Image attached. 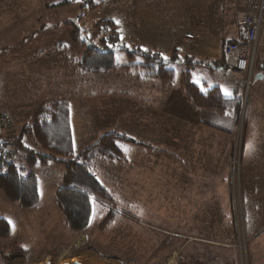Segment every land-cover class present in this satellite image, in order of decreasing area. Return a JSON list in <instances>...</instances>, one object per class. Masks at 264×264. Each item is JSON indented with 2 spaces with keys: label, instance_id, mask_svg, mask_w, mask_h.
<instances>
[{
  "label": "rangeland",
  "instance_id": "obj_1",
  "mask_svg": "<svg viewBox=\"0 0 264 264\" xmlns=\"http://www.w3.org/2000/svg\"><path fill=\"white\" fill-rule=\"evenodd\" d=\"M214 2V0H95L92 7L88 0H0V114L6 113L12 117L8 112L14 109L26 111L29 107H26L25 110L22 106L26 105L18 104L20 98L25 100L31 96L38 97L36 84L39 81L32 77L29 71L34 67L38 68L37 65L32 64L31 58L34 50L40 48L44 52L41 59L42 69L48 65L47 72L50 73V76L55 73L58 75L60 72L63 76L70 75V79H67L65 84H63L64 79H57L55 84L49 87L47 98L64 97L70 93L74 95L77 89L71 87L75 82L76 84L80 83L78 87L81 93L86 90L93 96V99L96 98L97 92L101 94L109 88H116L117 91L110 90L113 93L119 92L118 95H120L118 110L111 109L104 112L100 109L101 105H98L100 103L103 106L106 103L103 101L92 102V106L88 108L90 113H87V116H83V114L86 115V112L83 111V105L87 106L88 104L86 101L71 103L70 122L74 154L96 141L102 134L112 131L122 133V130H125L128 133L122 134L133 139L131 143L120 145L125 161L100 160L93 163L94 175L108 193L116 199V207L107 204L103 206L104 204L94 198L89 224L82 232H75L69 228L53 201L55 189L60 185L64 174V165L60 162L50 161L45 165L35 162L32 167H28L21 158L17 159L20 169L33 172L38 178L39 198L33 207L23 208L15 201L7 200L0 191V217L8 222L10 228L7 237L0 238V264H41L45 261H49L50 264H60L62 262L71 263L73 260L79 261L81 264H161L159 257L162 255V251L158 256L155 255L154 244L161 238L158 231L163 232L162 229L178 232L183 235L184 240H187L186 237L189 236L209 237L222 241L231 240L240 264L241 261L242 264H254L260 250H263L264 253V233L250 242L248 240L256 232L254 229L250 232L241 225L227 227V218L221 215L226 220L224 225L221 222V216L215 213L208 215L202 213L198 215L197 219V216L184 212L185 199H183L184 208H181L184 213H181L176 206L179 198L175 197V181H178L176 175H179L176 174V170L180 167L177 165L176 157L174 158L177 151L176 144L173 143V140H166L164 145H160V147L159 144L157 145V138L154 135H157L156 128L163 125L161 121L164 120L157 116L156 112L153 113L154 108H157L154 105L155 102L146 104V107L149 106L150 109L146 110V114L144 113V121H147L146 129L149 133L140 132L138 129L145 122L141 121L140 125L139 122L134 124L131 121L130 123L129 115L123 111L122 93L132 88L131 81H129L131 75H127L122 69L83 73L77 64L75 65V62L82 58L88 46L98 45L101 37H108L113 34V31L118 33L119 38L121 35L124 37L123 42L119 39V46L112 47L117 64H126L129 61L137 62L140 56L135 54L129 57L127 50L133 51V44L139 45L141 49L151 50L147 45V40L143 37L142 39L138 38L137 31L143 29V35H149L150 32L145 31L149 25L143 23V17L145 18V14L153 13L157 15L155 25L164 28L158 34H161L162 37L173 36L172 43L175 48H178L175 53L178 51L179 56L183 52H188L193 46L194 50L199 51V55L203 51L209 53L213 50L217 51L223 43L212 36L217 31L219 32L215 21V19L218 20L216 13L217 11H226L229 7L228 0L225 2L226 6H221L219 2L216 7ZM243 11L236 12V22ZM211 14L213 16L209 17ZM210 18L214 19L210 21ZM115 20L120 21L119 26L114 22ZM128 20H131V25H128ZM106 21H111L112 24L109 25ZM133 26L141 28L135 31ZM76 30L80 32L79 39L81 40L77 43L71 41V36ZM185 30L191 31L194 37L197 36L190 45L187 42L183 43L182 34ZM261 42L263 43L264 40L261 39ZM170 44L165 42L160 47L165 56H167L165 50H168ZM122 46L127 49H123ZM262 47H259V50ZM169 56H173V54ZM30 61L31 69H29ZM166 61L168 62L167 66L177 72L186 68L183 60L174 62L169 58ZM78 71L81 75H78V79H76L75 75L78 74ZM197 74H201L204 80H208L210 76L202 68L195 69L190 75V79L195 82L198 80L200 86L202 85ZM140 80H148L145 82L147 84L136 81V86L142 84L146 87L147 99L150 98L153 89L169 85L159 79L143 77ZM33 81L35 85L32 87ZM251 89L252 87L246 91L243 88V108L246 105L244 101L247 92L251 99L250 91L253 92ZM34 106L25 113L22 121L20 120L19 123L14 121L11 124V132H7V134L13 136L20 134L22 126L31 122V112L37 107ZM108 106L110 104L104 105V107ZM250 106L251 104L248 107ZM243 111L238 121L234 122L231 157L228 161L234 196L240 194L241 167L244 163L242 140L243 129L246 125L244 116L246 110ZM156 122L160 124L156 125ZM1 134L4 135L3 138L7 135L6 131ZM185 139L184 143L189 142L187 137ZM23 140L28 147L39 148L29 136L25 135ZM222 140L219 139L220 142H223ZM184 143L178 140V147L181 148L178 152L187 151L188 143ZM150 146L152 149H155L156 146L157 149L145 150L148 153L152 152V158L146 162L145 168L141 167L143 150ZM8 147L15 151L12 146ZM128 147H131L133 151L129 152ZM234 148L239 153L233 157ZM188 153L186 152L184 158H189ZM16 154L18 157L19 153ZM128 159L137 160L130 164ZM185 167L183 165L184 170H186ZM161 171L168 174L162 177ZM215 183L216 187L221 186L219 182L215 181ZM248 184L253 185L245 179L244 186L247 187ZM251 194L253 192L250 191L245 195ZM235 199H239L238 203H240V198ZM251 201H253L252 207H256L261 202L264 204V199L262 201L261 199H252ZM255 201L257 202L255 203ZM119 209H127L137 219H132ZM109 211L112 214H109ZM237 216L238 222L244 221L246 228L253 222L264 223V214H242L239 210ZM261 232H264V229L262 231L259 229L257 234ZM250 234L252 235L250 236ZM196 244V242H192L183 251L181 255L183 259L179 264H199L200 261L203 264H215L213 259L217 255V250L214 247ZM190 250L195 251V256L198 255V259L197 257L191 258V255L188 254ZM174 257L167 258L164 264H174Z\"/></svg>",
  "mask_w": 264,
  "mask_h": 264
},
{
  "label": "crops",
  "instance_id": "obj_2",
  "mask_svg": "<svg viewBox=\"0 0 264 264\" xmlns=\"http://www.w3.org/2000/svg\"><path fill=\"white\" fill-rule=\"evenodd\" d=\"M214 1V5L216 7H218L219 2L221 6L227 5L225 3L226 0ZM258 5L259 0H228L229 9L226 11H217L216 13L218 20L215 19V21L217 23V28L219 27V32L217 31L215 34H212V36L217 38V40L219 39V41H222L223 45H221V48H219V50L217 51L213 50L211 51V53H209L208 51H203L201 52V55H199L198 50H194V46L188 52L181 53L180 56L178 54V51L177 53H175L178 48H175V46H173V36L170 35V37H162L161 34H158L162 32L161 29L164 28L160 27L159 25H155V19L157 18V15H154V13L151 15L145 14V18L143 17V23L149 25L148 29H145L146 32H150L148 36L143 35V29L137 31V29H140L141 27L133 26V29L137 31V36L139 39H142L143 37L148 41L147 45L151 48V50L148 51L154 50L152 52H156L159 55L163 54V56H165L163 50L160 49V47L165 42L167 44L171 43L168 50H165L167 55L165 57H167L168 59H172V61L174 62L176 60H183L184 65H186V68L184 70H189L190 75L197 68L206 70L210 74L208 80H204L201 74H197V77L198 79H200L202 86L193 81L200 88V90H206L208 88L217 86L220 88V90L224 88L231 93L230 95L225 96L221 91L225 97L239 95L242 98L243 84L241 75L236 72L230 71V69H228L226 65L224 67L223 64L219 63V61L224 59V46L226 42L238 41L244 38V27L238 25L235 21L236 12L239 10L254 11L255 9H257ZM212 16L213 14H211L209 17ZM128 18L131 19V17ZM212 19L214 18H210L209 20L212 21ZM127 23L128 25H131V20H128ZM215 27L216 24L214 25V29ZM186 33L192 32L189 30H185L182 34L183 43L187 42V44L190 45L194 40H196L197 36L194 37L193 35V38L191 40H188L187 38H185ZM260 37L261 38L255 61L256 65L254 77L257 74L260 76L256 79H253V82L249 87H252L251 90H253V92L250 91L251 99L248 97L247 92L246 105L244 106V108L241 107L240 113L241 115L244 112L243 110H246L244 115L246 125L243 129L242 140V160H244V163L241 167V190L239 189L240 194H238V196H234V193H232V179L228 162L231 157V145L234 129L233 126H235V120L229 114H218L212 111L193 107L177 84H169L168 86H163L161 88L157 87L156 89H153V91L150 93V98L147 99L146 87H144L142 84L136 86V84L138 81L145 83L148 82V80H140V78H138L137 76L134 77L133 75L129 79V81H131L130 85H132V88L122 93L123 96L121 100V103L124 104L123 111H125L130 117V123L131 121H133L134 124L139 122L140 125L141 121H143V123L145 122L142 127L138 128L139 131L143 133H149L146 129V127H148L146 125L147 121H144V113L146 114V110L150 109L149 106L146 107V104L149 105L151 102H155L154 105L157 108H154L153 113L156 112L157 116H160V118L164 120H160L163 125H159V120L155 123L156 125H159L156 128L157 132L154 131L157 133V135H154L155 138H157V145L159 144V147L160 145H164V142L166 140H173V143L176 144L175 148L177 151L175 152L176 154L174 158L176 157L175 160L178 163L177 165H179L180 167L176 170V174L179 175H176L178 177V181H175V197L179 198V202L178 204H176V206L180 209L181 213L186 212L187 214L195 215V217L197 216L198 219V215L202 213L206 215H208L209 213H215L221 216L228 213L230 214L231 211H233L235 213L236 220L235 226L241 225V227L243 226L245 229L250 230V232L253 231V229L256 231L254 232V236H251L252 234H250L251 240H248L250 242L257 236L264 233L261 232L257 234V232H259V229L261 231L264 229V223L261 221L253 222L248 228H246L244 221L238 222L237 213L239 210H241L242 214H264V204H262L263 202H261V204L257 205L256 207H252L251 204L253 203V201H251L252 199H261V201L264 199V42H261V39L264 40V28ZM133 46L139 47V45L137 44H133ZM259 47H262L261 50H259ZM171 54H173V56H169ZM43 56L44 52L40 50V48H36L34 50L31 61L32 64L37 65L38 68L34 67L33 69L35 70L32 72V64L31 61L29 62L31 64L29 67V69H31L29 71L30 75L38 79L39 81L36 84L38 97L31 96V98H25V100L20 98L18 104L21 103L22 105H26L22 106L25 110L26 107H29L26 111H18L14 109L8 112L13 116L17 123H19L20 120L22 121L25 113H27V111H29V109H31L32 107H35L34 105L37 106V104L55 99L67 100L69 106H71V103L73 101H86L88 103L87 106H82L84 113L86 112V115L83 114V116H87V113H90V110H88V108L92 106V102L97 103L103 101V103H106L104 105L110 104V106L104 107V105L102 106V104L99 103L98 106L101 105L100 109H102V111L104 112H108L111 109L114 111L118 110L120 96L118 95L119 92L113 93L112 90H110L113 88H109L105 90V92L107 91L106 93L104 92L99 94V92H97V95H95L96 98L93 99V96L87 93L86 90L85 92L81 93L78 87V84H80L79 82L77 84L75 82L74 86L71 87L77 89V92L76 90H74L76 92L74 95L70 93L69 95L64 97L59 96V98H47L49 96V87L53 86L55 84V81L59 78L64 79L63 84H65L68 81L67 79H70V75L63 76V74H61L60 72L58 75H56L57 73H55L50 76V73L47 72L48 65H45V69H42L41 59ZM186 58H191L189 64L186 63ZM76 64L77 61L75 62V65ZM83 73L82 76H84ZM39 75L41 77H38ZM78 75H81L79 71L78 74L75 75V77L77 76L76 79H78ZM34 85L35 82L33 81L32 87ZM113 90H116V88ZM249 104H251L250 107H248ZM122 133L128 132L122 130ZM186 137L189 140V142H185L188 143L186 149L187 151H185L184 153L178 152V150L181 149L180 147H178V140H181L182 143H184L183 141L186 140ZM220 138L221 140L223 139V142L219 141ZM128 148L129 152L133 151L131 147ZM156 149V146L155 149H152V146H150L148 147V149L146 148L143 150V159L140 161L142 165L141 167L145 168L147 165L146 162L150 161V158H152V152L150 151L148 153L145 152V150ZM186 152H189L188 159L186 157L184 158V156H186ZM136 160L137 159H128V162L132 164ZM183 165L186 166V170H184ZM161 172L163 173L162 177L168 174L167 172L165 173V171ZM245 179H247L248 183L251 182L253 185L250 186L248 184L247 187L246 185L244 186ZM215 181L219 182V184H221L223 188L221 186L216 187ZM250 191L253 192V194L248 196L245 195ZM256 191H258V193H256ZM233 197L237 199L240 198V203H238L239 199L236 200ZM183 199H185L186 207L184 209V212H182L181 209L184 208ZM230 199H232V207H230ZM256 202L257 201H255V203ZM224 221L226 220H224L223 216H221V222H223V224L225 225ZM226 226L229 227L231 225L228 222ZM179 235L183 236L182 234ZM186 239L187 240H184V242L182 243L180 250H183L186 245L188 246V244L190 245L192 242H196V245L204 244L206 246L214 247L217 250V255L213 259L215 264H240L238 255L234 252V247L231 240L222 241L220 239L202 236H189L186 237ZM218 251H220V253H218ZM190 255L192 259H194V257H197L198 259V255L195 256L194 250H190ZM172 256H175L174 264H179L183 259L177 252H175ZM185 259H187V256H185ZM199 264H203V262L200 261ZM254 264H264L263 250H260L259 255L254 261Z\"/></svg>",
  "mask_w": 264,
  "mask_h": 264
},
{
  "label": "trees",
  "instance_id": "obj_3",
  "mask_svg": "<svg viewBox=\"0 0 264 264\" xmlns=\"http://www.w3.org/2000/svg\"><path fill=\"white\" fill-rule=\"evenodd\" d=\"M88 1L93 7L95 0ZM106 22L109 25L112 24L111 21ZM79 35V30H76L71 36V41L80 42ZM118 42V33L115 31L108 37H101L98 45L86 48L82 58L77 61L78 68L81 72L87 73L122 69L127 75H133L134 77L159 79L169 84L175 83L179 85L193 107L218 114L227 113L236 122L238 121L242 107L241 96L225 97L217 86L200 90L191 81L189 70L177 72L168 67V62L164 61L158 53L143 51L139 47H133V51L127 50V53L129 57L135 54L140 56L141 60H138L140 62L129 61L126 64H117L114 59V48H109L108 45L119 46ZM123 49L127 48L123 47ZM185 60L189 64L191 58ZM219 63L225 67V57ZM31 114V122L22 126L19 135L7 134V132H11V127L5 130L7 134L5 138L2 137L4 135L0 137V151L3 146H6L10 151L12 150L8 146H12L15 150L12 151L14 164L4 162L0 165V191L7 200L15 201L23 208L33 207L39 198L38 178L33 172L20 169L17 159L20 160L21 158L28 167H32L35 162L43 165L48 164L50 161L60 162L64 165V174L60 185L55 189L53 201L69 228L75 232H82L89 224L94 198L104 204L103 206L107 204L116 207V199L108 193L107 189L101 185L94 175L92 171L93 163L100 160L125 161L120 145L131 143L133 139L131 140V138L119 132L105 133L77 154H74L70 106L67 100L55 99L40 103ZM25 135L29 136L39 148L34 149L25 145L23 140ZM16 153H19L18 157ZM230 205L232 207V199H230ZM119 210L132 219H137L127 209ZM109 214H112V212L109 211ZM224 216L231 227H235V213L231 211L230 214ZM162 230L163 232L158 231L161 238L155 241L154 254L156 253L155 255L158 256L162 251L159 259L160 263L164 264L165 260L175 252L182 255L189 244L183 250H180L184 242V238L179 235L180 233L167 229ZM9 233L8 222L0 217V238L7 237ZM188 254H190V251Z\"/></svg>",
  "mask_w": 264,
  "mask_h": 264
},
{
  "label": "built area",
  "instance_id": "obj_4",
  "mask_svg": "<svg viewBox=\"0 0 264 264\" xmlns=\"http://www.w3.org/2000/svg\"><path fill=\"white\" fill-rule=\"evenodd\" d=\"M237 24L244 27V38L238 41L226 42L224 57L228 69L241 75L243 88L248 91L254 79L257 47L264 28V0H259V5L254 11L244 10L239 15ZM185 38L192 39L193 34L186 33ZM246 100L245 98L244 103H246ZM13 122L14 119L8 114H0V137L3 131L12 127ZM238 153L239 151L234 148L232 156L234 157ZM4 162L14 164V155L6 146H3L0 151V165Z\"/></svg>",
  "mask_w": 264,
  "mask_h": 264
},
{
  "label": "snow or ice",
  "instance_id": "obj_5",
  "mask_svg": "<svg viewBox=\"0 0 264 264\" xmlns=\"http://www.w3.org/2000/svg\"><path fill=\"white\" fill-rule=\"evenodd\" d=\"M114 22L117 24V26H119V24H120L119 20H115ZM118 30H119V28H118ZM82 39H83V37H82ZM119 39H120L121 42H123V40H124L123 35H121ZM108 47L112 48L113 45L109 44ZM142 50L143 51H148L147 49H142ZM161 56H162V59L165 60V61L168 59L167 57L163 56V54H161ZM197 83H199V81H197ZM221 91L224 93L225 96H228V95L231 94L227 89H224V88H222Z\"/></svg>",
  "mask_w": 264,
  "mask_h": 264
},
{
  "label": "water",
  "instance_id": "obj_6",
  "mask_svg": "<svg viewBox=\"0 0 264 264\" xmlns=\"http://www.w3.org/2000/svg\"><path fill=\"white\" fill-rule=\"evenodd\" d=\"M260 75H255V79L257 78V77H259ZM262 78V77H261ZM264 79V78H263ZM41 264H50V262L49 261H45V262H43V263H41ZM60 264H81L79 261H76V260H73L71 263H67V262H62V263H60Z\"/></svg>",
  "mask_w": 264,
  "mask_h": 264
}]
</instances>
